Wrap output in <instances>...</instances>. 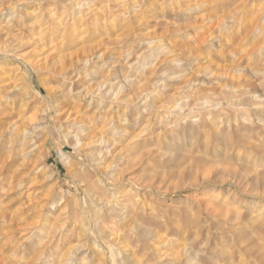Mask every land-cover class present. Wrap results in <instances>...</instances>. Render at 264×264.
<instances>
[{"label": "rangeland", "instance_id": "374dc122", "mask_svg": "<svg viewBox=\"0 0 264 264\" xmlns=\"http://www.w3.org/2000/svg\"><path fill=\"white\" fill-rule=\"evenodd\" d=\"M263 260L264 0H0V264Z\"/></svg>", "mask_w": 264, "mask_h": 264}, {"label": "bare ground", "instance_id": "6f19581e", "mask_svg": "<svg viewBox=\"0 0 264 264\" xmlns=\"http://www.w3.org/2000/svg\"><path fill=\"white\" fill-rule=\"evenodd\" d=\"M69 110V109H68ZM19 134V133H18ZM242 139V138H241ZM240 139V140H241ZM238 141H239V139H238ZM228 143V142H227ZM229 144H230V146H231V142H229ZM236 146V145H235ZM232 147H230V149H231ZM263 264H264V260H263Z\"/></svg>", "mask_w": 264, "mask_h": 264}]
</instances>
